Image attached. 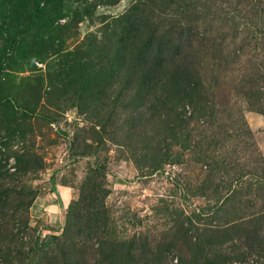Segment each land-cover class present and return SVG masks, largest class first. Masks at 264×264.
I'll return each mask as SVG.
<instances>
[{
  "label": "rangeland",
  "instance_id": "rangeland-1",
  "mask_svg": "<svg viewBox=\"0 0 264 264\" xmlns=\"http://www.w3.org/2000/svg\"><path fill=\"white\" fill-rule=\"evenodd\" d=\"M101 1L41 0L29 18L26 0H0V104L16 124L9 147L0 129V264H25L36 231L67 237L75 206L83 234L98 210L95 234L135 264H264V0H137L122 20L101 14L136 0ZM11 150L41 166L17 171ZM88 239L49 252L97 264Z\"/></svg>",
  "mask_w": 264,
  "mask_h": 264
},
{
  "label": "trees",
  "instance_id": "trees-1",
  "mask_svg": "<svg viewBox=\"0 0 264 264\" xmlns=\"http://www.w3.org/2000/svg\"><path fill=\"white\" fill-rule=\"evenodd\" d=\"M26 1L27 2L25 3V5L28 7V12L25 15V17L31 18L30 16L34 14L37 18H43L42 14L45 13V11L47 10V7L43 6V5L38 6V1H41V0H26ZM118 1L119 0H104L101 2L117 3ZM101 2H98V3H101ZM98 3H96L93 6V9L95 8V6ZM53 5H54V7L52 8V10L49 11L48 14L51 15V13H52L53 15L57 14L58 16H60L62 14L61 2H56ZM138 8H140V4L136 0L135 2H132L130 4V6L126 7L122 12L118 13L117 15L101 14V16L117 17L118 20H122V19H126V17L129 15V13L133 12L135 9H138ZM92 13L94 14V10ZM31 28L32 27L29 25L27 28V31H25L22 34L23 37H25L26 39L33 37L34 33H33V30ZM0 34H2L1 27H0ZM253 34H254V31H253ZM34 54H35V57L40 58L39 57L40 54H37V53H34ZM188 87H189V89L187 91H185V93L187 92L186 97H191V96L195 97V95H197V96L200 95L196 91L195 85H192L191 87L188 86ZM1 97H4V94L2 93V90L0 89V98ZM0 108H1V111H0L1 112L0 113V129L3 128L5 133H7L8 140L5 141L4 144L7 147H9L10 141L12 140V138L14 136V132H15V128H16V124H13V122H12V121H15V117L11 116L13 114V112L10 110V109H14V105L8 98H6V100L4 99V101L0 104ZM17 131L19 134H22L23 129L18 128ZM10 152H11V154H13L14 162H15L14 167H15V169H17V171H19V170H22L24 172H27L28 170L35 171L37 169V167L41 166V164H38L39 158H37V153L34 150H27V151L11 150ZM158 166L159 165H156L154 167V169H157ZM96 173H98V172H96V170L93 169L91 171L90 175L92 177H95L97 175ZM262 175L264 176V169L262 170ZM51 180H52V178H51ZM88 181H89V179H87L86 183H88ZM93 187H94V191H93V189H88V191L86 193H83V195H82L86 199L87 204L92 208L98 202V200L96 199V195L94 193H97V190L99 188V184L95 183V184H93ZM33 197H34V194H31L30 198H29V202L32 201ZM29 204L30 203L26 204V208ZM76 207L77 206H75L74 208H69L65 214V224H67V226H69V228H71V229H69V234L67 235L68 238L65 237V238L61 239L59 242L58 241H51L52 239L55 240L57 237L47 235L48 239H46V237L41 236L40 232L36 231V233L32 237V241L29 243L26 251L23 253V259L25 258V261H26L25 264H59L58 259H57L58 255L56 253L51 254L49 252V243L50 242H51V244H53V247L56 248V251L61 252V254H63V257H64L68 253H71V252L67 253V252H64V250H62L64 248V246L67 245V242H69L68 244L70 245V247L71 246L75 247L74 245L77 244L76 241L78 240V241L82 242L83 246H85L86 241L89 240L88 238L91 236H94V239L98 243V247H97L98 254L95 255L97 257V264L100 262H101V264H135L136 263L137 259L134 258L131 254H129V253L121 254V253H119V249L115 248L114 246H111V245L105 246V240L104 239L102 240L98 233L95 234V232L97 230H99V233H101L102 228H104L105 224H106L105 216L100 217L98 210L92 211V209H90L89 212L91 213V215L86 213L85 218L81 219V220H86L85 225H84V228L86 230V234H83L84 229L83 230L80 229V226L77 223L73 224L76 221V219L77 218L79 219L81 216L78 212V208H76ZM72 228H75V232L72 231ZM4 233H5V230L0 229V234L3 235ZM76 235H78V239H77ZM7 238H8L7 234L3 235V237H2V239L4 241ZM11 238H14V236L13 235L10 236L9 240H12ZM50 238H52V239H50ZM73 249H75V248H73ZM17 258L18 257L15 255V259H17ZM19 260H22L21 256L19 257ZM89 260H90L89 255L85 254L83 252V249L81 248L78 255H77L75 262H72L71 264H78V263L89 264ZM4 264H5V262H4Z\"/></svg>",
  "mask_w": 264,
  "mask_h": 264
}]
</instances>
